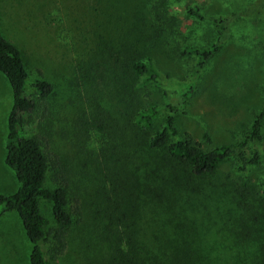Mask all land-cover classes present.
<instances>
[{
	"label": "rangeland",
	"instance_id": "374dc122",
	"mask_svg": "<svg viewBox=\"0 0 264 264\" xmlns=\"http://www.w3.org/2000/svg\"><path fill=\"white\" fill-rule=\"evenodd\" d=\"M147 1L0 0V32L20 52L28 79L42 77L53 86L47 111L41 122L30 128V134L39 138L50 159L58 161L56 173H47L45 186L61 183V176L67 185L66 211L71 225L55 257L58 264H102L104 257V263L107 261V256H100L105 250L98 239L97 221L99 188H106L99 154L102 141L91 128L88 144L73 135L79 126L77 120L92 116L98 120L94 105L100 104L116 119L127 105L122 74L114 68L110 47L120 52L131 42L144 55L142 60L147 57L153 62L156 79L143 75L137 79L138 113L154 111L152 126L156 128L169 102L179 98L174 114L176 128L204 150L236 143L263 106V19L232 22L228 38L198 76L194 60L180 56L183 46L206 48L213 42L211 17L238 12L251 0H176L169 8L177 20V45L171 47L161 46L160 40L153 38V30L141 24L149 17ZM188 9H196L200 19L187 15ZM192 83V90L181 98ZM11 102L9 85L0 74L1 195H10L17 188L13 171L4 164ZM262 135L264 138V121ZM255 147L260 159L245 173L235 172L234 163L226 161L202 177L189 175L184 168L174 170L183 185L172 190L174 185L167 180L169 169H152L149 187L143 190L138 181L134 239L139 247L165 254L168 241L183 240L196 256L199 254L200 264H260V253L243 238L247 230L251 239L264 238V222L254 221L264 182V146ZM135 156L140 159L133 158L131 167L141 163L135 172L139 180L149 172V165H143L148 161L144 148L136 149ZM64 163L66 169L61 174ZM154 187L159 189L152 191ZM239 189L245 199L238 195ZM39 209L52 222L49 206L40 203ZM50 243L43 245L44 250ZM29 252L30 244L17 215L0 210V264H29Z\"/></svg>",
	"mask_w": 264,
	"mask_h": 264
},
{
	"label": "trees",
	"instance_id": "16d2710c",
	"mask_svg": "<svg viewBox=\"0 0 264 264\" xmlns=\"http://www.w3.org/2000/svg\"><path fill=\"white\" fill-rule=\"evenodd\" d=\"M135 1L132 0L131 3ZM147 2L149 7L146 13L149 17L144 24H141L153 30V38L159 39L161 46L177 45L174 39L177 20L169 11L176 0H148ZM186 14L193 19H200L196 9H188ZM242 18L264 20V0H251L238 12L211 17L209 23L215 38L206 48L183 46L180 56L194 60L196 76L218 53L228 38L230 24ZM125 45L127 47L120 52H115L110 47L114 68L117 67L115 69L121 71L124 93L128 97L124 112L120 114V118L116 119L108 113V110L102 109L100 104L94 105L93 109L98 120H94L93 116L90 120H77L76 124L79 126L75 129L76 135L72 134L75 140L77 138L82 144H88L90 142L88 131L91 128L100 135L99 141H102L99 154L102 158L100 163L106 188H99L101 207L97 210L98 239L102 244V250H105L100 256H107V261L104 263V257L102 264H200L202 261L199 254L196 256L187 241H168L166 245L169 251L165 254L148 248L141 249L136 243L135 219L138 217L137 201L140 194L138 181L141 182L143 190L149 187L147 181L151 178L152 169H169L167 180L174 185L171 187L172 190L175 185L178 187L183 185L177 175L173 174L176 169L184 168L187 169L186 172L189 171V175L202 177L212 173L217 165L226 161L234 163L233 168L237 173H245L256 165L260 159V153L255 145L264 146L262 135L264 61L260 87L263 106L254 116L248 131L234 144L204 150L198 143L192 141L188 134H181L176 128L174 114L180 102L179 98L169 102L166 107L167 113L156 128L152 126L156 119L154 111L138 113L135 103L138 96L137 79L143 75L154 80L157 75L150 58L145 57V60H142L144 55L135 45L131 42ZM0 74L7 81L12 98L6 118L4 164L13 171L17 182L14 193L0 194V210L14 212L17 215L30 244L29 264H58L55 257L61 252L65 230L71 225L70 215L66 211L67 185L61 176L59 181L61 183L50 188L45 186L47 173L51 171L56 173L58 161L50 159L39 138L30 134V128L41 122L47 111V102L54 94L53 86L42 77L34 81L28 79L20 52L4 38L1 32ZM192 88L193 83L186 86L180 95L181 98ZM137 123H141V126ZM142 148L148 160L143 161V165H149V172L138 180L139 176L135 172L141 163L136 164L135 167L131 165L133 158L140 159L135 156L136 149ZM65 169L66 163L60 169L61 174ZM159 176L160 179L165 180L163 174ZM156 189L159 188L154 187L152 191ZM237 193L245 199L242 189H239ZM40 203L49 206L52 222H49L40 212ZM257 206L259 209L254 221L264 222V182L261 195L257 198ZM51 223L55 225L54 228L50 227ZM248 231H244L243 238L251 242L254 252L260 253V264H264L263 235L251 239ZM49 243L50 248L44 250L43 245Z\"/></svg>",
	"mask_w": 264,
	"mask_h": 264
}]
</instances>
